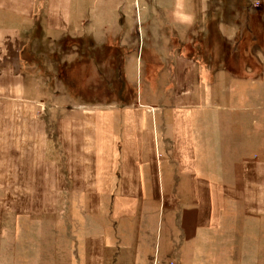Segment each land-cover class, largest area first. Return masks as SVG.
I'll use <instances>...</instances> for the list:
<instances>
[{
  "label": "crops",
  "instance_id": "0c3cea01",
  "mask_svg": "<svg viewBox=\"0 0 264 264\" xmlns=\"http://www.w3.org/2000/svg\"><path fill=\"white\" fill-rule=\"evenodd\" d=\"M122 2L117 9L127 17L131 0ZM136 5L149 11L150 27L140 95L86 103L60 93L47 102L24 72L25 34L39 25L47 34L78 30L85 0H0V264H36L13 252L22 241L18 219L55 215L76 264H159L163 221L173 249L230 245L239 251L235 264H245L243 250H251L250 264H260L254 255L264 244V100L252 97L244 106L243 76L229 68L228 53L183 39L202 37L201 29L212 37L215 21L219 37H237L228 27L239 24V0ZM157 13L176 38L171 49L159 50L152 39L159 37L151 21ZM243 24L251 30V19ZM118 73L116 84L127 89V72ZM259 83L255 76L248 85L258 90ZM168 89V99L159 94Z\"/></svg>",
  "mask_w": 264,
  "mask_h": 264
},
{
  "label": "rangeland",
  "instance_id": "374dc122",
  "mask_svg": "<svg viewBox=\"0 0 264 264\" xmlns=\"http://www.w3.org/2000/svg\"><path fill=\"white\" fill-rule=\"evenodd\" d=\"M119 2L123 5L122 0H85V23L82 27H78V30L73 26L63 34L50 31L47 34L44 27L39 25L25 34L22 49L24 72L30 85H35L39 92L45 94L47 102H52L60 93L68 96L69 100L86 103L107 101L109 97L118 98L127 93L131 98L137 94L140 95L141 86L145 87L147 83L146 53L142 55L141 50L147 48L146 33L150 27L146 24L145 16L149 11L138 8L136 5L138 0H131L127 10L128 16L124 17L123 9H117ZM246 2V0H239L241 5L239 24L229 23L228 28L231 30L229 33L236 34L237 37H219V21L214 22L216 27L215 30L213 29L212 37H203L202 29L200 30L202 37H183L187 41L198 40L197 48L204 52L210 50L228 53L226 60L229 68L239 76H243L241 92L244 97V106L252 103V97L258 96L261 101L264 100V0H249L250 11L243 10ZM255 15L256 19L258 17L257 20ZM156 17L159 19V27ZM161 19L163 20V15L159 13L151 19L153 29H159V37H152V39L159 40L158 43L155 42L159 44V50H168L175 47L172 40L176 41V38L173 37L172 28L164 25V21L162 25ZM245 19H251V30L243 24ZM193 32L191 29L190 33ZM76 37L80 38L77 40ZM93 37H98L99 40L92 42ZM95 45H99L100 48L98 59L93 56ZM127 47L132 50L127 51ZM119 68L127 72L131 82L127 89L123 88L121 81L119 85L116 84L122 79L118 73ZM110 69L113 72L111 74L107 73ZM255 76L260 78L258 90H252L248 85ZM61 78L67 83H59ZM109 78L112 86L109 84ZM116 85L118 87L114 91ZM160 86L162 88V84ZM161 92L165 94L166 99L171 95L170 89L159 90V94ZM18 222L17 238L22 241L16 242V249L13 252L22 263H25L27 258H31L36 264H49V262L76 264L71 255L72 243L64 236L63 225L58 215L51 219L20 217ZM163 223L159 264H165L169 260L175 264H235L233 257L237 250L230 245L224 247L223 251H213L205 249L200 241L195 246L197 248L190 254L185 246L181 250L173 249L166 238V222L163 221ZM159 224L161 225L160 220ZM47 231L50 235L46 234ZM47 239L51 241L47 242ZM262 245L258 256L254 255V258L259 259L260 264H264V246ZM9 252L12 256V249ZM243 252L246 254L244 257L247 258L244 260L245 264H250L253 257L251 250H243ZM221 253L222 255H219ZM128 254L125 255L128 256ZM230 255L234 256L230 257ZM129 263V259H124L120 264Z\"/></svg>",
  "mask_w": 264,
  "mask_h": 264
},
{
  "label": "built area",
  "instance_id": "2783aa9c",
  "mask_svg": "<svg viewBox=\"0 0 264 264\" xmlns=\"http://www.w3.org/2000/svg\"><path fill=\"white\" fill-rule=\"evenodd\" d=\"M168 264H175L174 262H170V263H168Z\"/></svg>",
  "mask_w": 264,
  "mask_h": 264
}]
</instances>
